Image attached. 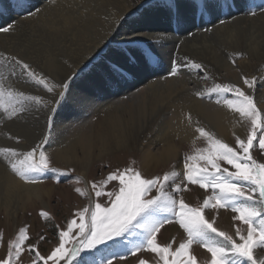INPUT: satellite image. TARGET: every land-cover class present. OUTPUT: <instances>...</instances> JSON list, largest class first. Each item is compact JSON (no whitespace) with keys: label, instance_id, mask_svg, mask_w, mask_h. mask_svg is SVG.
<instances>
[{"label":"bare ground","instance_id":"obj_1","mask_svg":"<svg viewBox=\"0 0 264 264\" xmlns=\"http://www.w3.org/2000/svg\"><path fill=\"white\" fill-rule=\"evenodd\" d=\"M206 2L43 0L31 16L29 10L21 15L23 9L22 13L16 9L9 16L0 18V26H7L9 22L15 25L8 33L0 32V53L16 56L36 71L60 82L69 76L75 77L94 59L113 55V45L123 41H148L162 57L149 63L152 71L131 75L122 87L105 89L96 86L101 61L79 77L68 94L74 113L64 116L63 111V118H66L59 120L62 124L56 128L57 139L53 143L51 139L47 144L57 148V158L77 163L85 171L95 156L124 151L125 148L137 149L141 153L143 170L154 171L159 164L173 162L170 172L174 170L179 174L178 183L182 170L179 142L193 141L199 135L196 127H203L226 141L236 135L244 138L247 121L244 122L238 113L229 110L222 102L212 105L195 95L204 86L201 85L205 80L204 72L185 69L178 76L171 77L168 68L166 71L160 69L169 64L175 44L185 36L177 38L173 32L183 27L184 34L189 24L201 19L213 28L212 17L202 16L199 11V6ZM3 3L8 4L10 0H3ZM219 3L223 6L221 17L224 16L227 23L221 25L216 21L213 31L182 39L178 53L201 63L211 78L222 83L229 81L242 85V76L262 77L264 15L260 14V9L264 0H238L241 11L246 4L257 13L255 16L231 14L230 17L229 11L232 13L236 8L224 6L229 5V0H219ZM169 7L173 8V13L169 12ZM177 9L178 14H175ZM132 13L136 16H131ZM145 34L163 36L162 40L153 41ZM239 53L241 57L237 56ZM12 66L11 61L7 62V67L4 61H0V72L10 76ZM16 71L18 73L19 69ZM26 82V79L16 77L8 81L18 88ZM85 93L91 97L90 104L80 102ZM252 94L257 99L254 103L264 113V81L259 89L252 90ZM97 111L105 112V117L95 122ZM26 125L18 121L6 123L0 130L3 134L0 147L19 150L32 147L40 136V123ZM10 137H19L20 142ZM38 186L18 179L10 167L0 161V212L5 211L7 218L11 217L14 222L20 209L32 197L41 196Z\"/></svg>","mask_w":264,"mask_h":264},{"label":"snow or ice","instance_id":"obj_2","mask_svg":"<svg viewBox=\"0 0 264 264\" xmlns=\"http://www.w3.org/2000/svg\"><path fill=\"white\" fill-rule=\"evenodd\" d=\"M224 6L241 11L238 0H232L230 5ZM30 7L28 0H10L8 4L0 0V18L9 16L16 9L28 10ZM168 10L173 13L172 7ZM222 10L219 0H207L199 6L202 16L212 17L213 28L216 21L221 25L227 23L221 17ZM243 10L252 16L257 14L246 4ZM175 14H178V9ZM228 14L231 15V11ZM260 14L264 15V6ZM28 15H32L30 10ZM14 27L9 22L7 26H0V32L8 33ZM213 28H205V31L211 32ZM145 35L153 41H160L163 36ZM127 43L131 45L136 41L129 40ZM157 55L151 50L132 47L115 50L113 55L102 58L96 86L105 89L124 86L129 75L152 71L149 58L155 59ZM0 61L5 62V67L7 62H13L10 76L0 72V120L18 119L33 107L47 110L42 140L28 150L0 147V157L7 162L12 173L28 183L39 182V177L47 173H52L54 179L66 175L63 170L51 166L50 157L43 149L51 138L55 115L74 77L69 76L66 81L56 83L16 56L0 53ZM185 69L204 72L203 79L210 78L201 63L188 57H184L183 61L172 58L168 73L175 77ZM11 77L24 78L42 87L52 94L53 99L16 90L8 83ZM241 79L242 85L214 83L195 95L202 97L215 94L217 103L222 102L229 110L238 113L242 120L248 121L250 127L246 139L236 135L235 146H230L216 138L214 133L196 127L195 131L205 139L207 147L195 148L194 154L184 155L183 184L176 183L179 174L174 170L152 178H144L133 167L110 171L106 178L91 184L97 200H90L75 211L66 226H57V243L49 253L41 254L38 250L39 243L45 240L43 235L38 237L36 243L27 244V251L34 254L31 264H114L113 258L94 260L89 254L99 251L101 246L108 249L110 244L115 246L120 243L128 247L124 253L114 254L119 262L132 256L136 257V264H198L197 258L191 253L192 245L196 244L210 254L205 264H264V256L256 255L257 249L264 250V162H258L251 154V150L257 147L254 142H258L259 149L264 153V113L257 108L253 95L248 92L255 89L257 77L242 76ZM226 94H231L232 98H227ZM80 102L90 104L91 97L82 94ZM10 138L20 142L19 137ZM221 162L230 167H222ZM79 179L76 178L77 182ZM110 182L116 183L110 191H105ZM189 184L198 185L206 191L211 189V195L205 196L202 203L195 207L186 203L182 195L177 199V195L188 190ZM169 187L171 191H168ZM153 190L155 194L150 195ZM75 191L81 196L88 195L85 189L76 188ZM103 197H107V200L99 202V198ZM209 208L230 210L233 213L232 221L238 222L233 224L234 233L215 227V217H205V210ZM40 216L48 218L49 214L41 211ZM173 223L185 233V238L175 248V237L167 243L157 239L164 225ZM2 235L0 233V240ZM133 235H137L138 240L126 239ZM28 239L27 228H20L15 238L8 241L6 257L0 259V264H20ZM142 253H150L152 258L139 255Z\"/></svg>","mask_w":264,"mask_h":264},{"label":"rangeland","instance_id":"obj_3","mask_svg":"<svg viewBox=\"0 0 264 264\" xmlns=\"http://www.w3.org/2000/svg\"><path fill=\"white\" fill-rule=\"evenodd\" d=\"M40 1H43V0H37V2L35 0H33V1L29 0L28 3H31V8L28 10H30V11L32 10L31 12H33L35 9H37V7H38L37 5L40 4L39 3ZM23 11H21V9H19V12H21V13L23 12L21 15L25 14V12L27 10L25 11L23 9ZM231 14H232V16L233 15L234 16L246 15L244 11H237V10L233 11ZM130 15L133 17L136 16V14H134V13H132ZM247 16H252V15L247 14ZM222 18L225 19L224 16ZM202 20L203 19H201L200 21H193L192 25L189 24V26H187L185 28L184 34H183V32H184L183 27H181L180 31H177L175 33L173 32V34L174 35L176 34L175 36H178L177 38H180L183 35H185L182 38L184 40L187 37L191 38V36L196 35L199 32L200 33L207 32V31H205V28H209L210 24L208 25L206 23V25H205L204 22H202ZM210 27H212V26H210ZM187 29H188V31H187ZM180 33H182V35ZM182 39L175 44L171 59L176 58L178 60L183 61L184 57L190 58L189 55L183 56L182 53L181 54L178 53L180 44L183 41ZM135 41H136V44L134 43V44H131L130 46L125 41H123L124 44L122 42L116 43L113 45V50L115 51L118 49H124V48H128V47H132V48L143 49V50L150 49L154 54L160 55V53L157 52L158 50L150 42L145 41V40L144 41L143 40H135ZM138 41H140L141 43ZM143 42H145V44ZM139 43H140V45L143 43V45L140 46ZM175 53H177V54H175ZM177 55H178V58H177ZM237 56L241 57V54L239 53ZM180 57H182V58H180ZM102 58H104V57L102 56L101 59H100V57L97 59H94L91 62V64L86 66L80 73L77 72L76 73L77 75L70 82V87H72L74 85V82L77 81V79L79 77H81L82 75L87 73L94 64H97L96 63L97 61H101V63H102ZM158 58L160 59L161 55L160 56L157 55L155 60H158ZM149 59H150L149 63L154 61V59L153 60L151 58H149ZM169 64H170V62H169ZM169 64H167L166 66H164L160 69H164V71H166L167 70L166 68L169 67L168 66ZM100 69H101V67L99 68V70ZM43 74H45V73H43ZM45 75L50 80H52L53 82L61 83L60 81H58V80L56 81L55 79H53V77L49 76L48 74H45ZM130 77H131V75L128 76L129 79H130ZM256 77H257L256 89H259V87L261 85V81H264V74L262 76L263 78L258 77L257 75H256ZM67 79L68 78H66L64 81H66ZM64 81H62V82H64ZM207 81L210 83H208ZM241 82L243 84L242 79H241ZM23 83L24 82H22L20 84H23ZM214 83H222V82L216 81L210 77V79H207L206 81L204 80V83H201V85L203 84L204 86H201L200 92L201 91L204 92L208 87H211ZM226 83L236 84L238 86L240 85L239 82L234 83V82L227 81ZM13 87L16 90H22L28 94L41 95L45 99H53L52 94L47 93L42 87H38L37 85H35L34 83H32L30 81H27L24 84V86L21 88H18L16 86H13ZM70 87H69V90H68V93L65 97L64 102H62V104L59 106L58 111L55 115L54 125L56 127L54 126V129H53L52 134H51V138L49 139L48 143L50 142L51 139H52V143L55 142V140L57 139L56 128H57V126H60L62 124V123H59V120L61 118H63V115H62L63 111L65 113L64 116L68 115V113H71V114L74 113L72 110L73 106L71 105L72 100L70 98H68ZM248 92L250 95L252 94V90H248ZM197 97H199L200 100H202V99H203V101L206 100L205 102L208 101L209 104H210V102L212 105L217 104V102H216L217 97L214 94L211 95V97L209 95H204L202 97L197 96ZM226 97L232 98L231 94L230 95L226 94ZM214 101H215V103H214ZM254 102L257 103V99L256 100L254 99ZM103 113L97 111V114L94 116L93 120L95 122H97V121H99L100 118L102 119L103 117H105L104 116L105 112H103ZM46 116H47V110H45L43 108H40V110H36V108L33 107L28 112L22 113L18 119L13 118L11 120H8V119L0 120V130L2 129V127L6 123L13 122V121H18L22 124L27 123L26 126H28L29 124H33V123H36V124L40 123L39 126L41 129V133H40L41 137L39 136V138L36 140V142H35V144H36L42 140L43 135L45 133ZM64 118H66V117H64ZM244 122H246V120ZM244 126H245L246 130L248 131V128L250 127L249 122L247 121V125L244 124ZM247 131H246V134L244 136L245 139H246ZM2 135L3 134L0 133V137ZM215 137L218 138L217 136H215ZM218 139H220V138H218ZM221 140L225 143H228L230 146H235V136L233 138H231L230 141L223 140L222 138H221ZM179 143H180L179 144V155L181 156L182 170H181V174H180L178 183L183 184V183H185L184 176H183L184 155L185 154H189V155L194 154L195 148L207 147V143H206L205 139L203 137H200L199 135L193 141H182V143L181 142H179ZM254 143L257 144V147H255L254 149L251 150V154L253 155L254 158H256L258 160V162H264V153H262L261 150L259 149L258 142H254ZM35 144H33L32 146H34ZM47 144L44 145L43 150L50 157L51 166L59 168V169L63 170L64 172H66L67 174L59 176L58 179H54L52 173H47V174L39 177V182L33 183V184H39V186H38L39 190H41V192H42L41 196L39 198L32 197L27 202V204H25L20 209V212L18 213V218L14 222H13L11 217L7 218L5 211L2 210L0 212V233L3 234L2 240H0V259H3L6 257L8 241L10 239H14L15 236L17 235L19 229L24 228V227L27 228V235H28L29 239H28V241H26V245H25L26 250L21 255L20 264H31V260L34 257V254H30L27 251L26 246L28 243H36L38 240V237L41 235H43L45 237V240L41 241L39 243L38 250L41 252V254L49 253L51 248L57 243V226L58 225L60 227L66 226L67 220L73 218V214L75 213V211H77L80 208L87 205L90 202V200H97V198L94 196V193L92 191L91 184L93 182H97V181H100V180H103L104 178H106L107 174L110 171H112L116 168L123 169L125 167H133V168L137 169L138 171H140L144 178H152L154 176H163V174L165 172H170L171 167L173 166V162H170L169 164L162 163V164L157 165V167H155L154 171H147L145 169L143 170L142 166H141V158H140L141 153H140V151L137 149L125 148L124 151L123 150H121V151L119 150V151H115V152L112 151L111 153H109V152L105 153V154L101 155L100 157L95 156L94 159L90 162L89 166L84 171L81 168V166H79V164H77V163H67L63 159L57 158L56 153H55L57 148L55 146H50ZM2 159H3V157H0L1 163L4 164V166L5 165L8 166L7 162L4 159L3 160ZM200 163H201V165L203 164L202 161ZM221 166L222 167H230L228 165L223 164V162H221ZM230 170H232V169H230ZM77 177L80 178L79 182H77V180H76ZM18 179H20V178L18 177ZM115 183L116 182H110L105 187V191H110ZM76 188H81V189L87 190L88 195L87 196H81L78 192L75 191ZM168 191H171V187L168 188ZM154 194H155V191L153 190V192L150 193V195H154ZM180 195L183 196L186 203L195 207V206H198L200 203H202L203 198L205 196L211 195V189L206 191L204 189L199 188L198 185L189 184L188 190L177 195V199H179ZM106 200H107V197L99 198V202H101V203L105 202ZM41 211H46L49 214V217L48 218H42L40 216ZM232 215H233V213L230 210H226V209L216 210V209L209 208V209L205 210V217L207 219H211L212 217H215V224H214L215 227H217L218 229H221V230L228 231L230 233H234L233 224L238 223V222L232 221V219H231ZM244 227L246 228V226H244ZM173 237H175V243L173 244V248L178 246V244L185 238V233H184L183 229H181L179 227V225L174 224V223L173 224H165L164 227L161 229V231L157 234V239L161 243H167V242L171 241ZM126 239L130 240V241H136V240H138V236L133 235V236L127 237ZM127 247H128V245L125 243H120V244L115 245V246L110 244L108 249H105L103 246H101L99 251L94 252V253L89 254V255H91L92 259H94V260L98 259V258H103V257L113 258L114 264H136V257H132V256H129V258L123 262H119L115 259L114 254L124 253L126 251ZM191 253L197 258L198 264H205V262L208 259H210V254L207 253L205 249L201 248L199 245H196V244L192 245ZM139 255H143L144 257L149 258V259L152 258V254H150V253H142ZM256 255L258 257L264 256V250L257 249Z\"/></svg>","mask_w":264,"mask_h":264}]
</instances>
